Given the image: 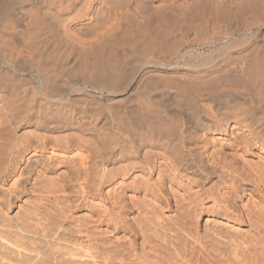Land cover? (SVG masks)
I'll return each instance as SVG.
<instances>
[{
    "label": "bare ground",
    "instance_id": "obj_1",
    "mask_svg": "<svg viewBox=\"0 0 264 264\" xmlns=\"http://www.w3.org/2000/svg\"><path fill=\"white\" fill-rule=\"evenodd\" d=\"M41 169L60 180L44 172V190L72 179L113 230L126 201L145 208L164 191L207 222L259 225L257 250L97 264H264V0H0V198L37 189ZM3 236L0 264L38 258Z\"/></svg>",
    "mask_w": 264,
    "mask_h": 264
},
{
    "label": "rangeland",
    "instance_id": "obj_2",
    "mask_svg": "<svg viewBox=\"0 0 264 264\" xmlns=\"http://www.w3.org/2000/svg\"><path fill=\"white\" fill-rule=\"evenodd\" d=\"M74 73L76 74L75 75L76 77L78 76L79 71H77V73L76 72ZM26 78L22 81H18L15 79L14 81L13 79L9 78L8 83L11 85L13 83L29 84L30 81L28 80L30 79L27 80ZM132 100L133 102L130 103ZM131 101L128 100L129 104L134 105L135 99H131ZM101 102L104 103L103 101ZM122 102H126V101H122ZM122 104L123 106H125L124 105L125 103H122ZM129 104L126 103V107L129 108V106H131ZM51 110L52 112L54 111V113L57 112V111L55 112L54 109H51ZM44 112L40 113L42 120H43L42 116L46 117V114ZM129 112H131V109ZM24 129L25 127L23 128L20 127L16 129L17 136L18 135L20 136V134L22 133V130L24 131ZM40 171H42V169ZM44 172L47 173L49 176H51L50 174H52V176L54 175L53 177L51 176L53 178L51 179L52 183L54 182V180H57L56 185L59 183L60 180L57 178L56 173L52 171L51 172L49 171V173L48 171H44ZM44 172L42 171V173ZM45 173L40 174L41 175L40 176L41 182L39 181L41 184L40 185L41 187L39 186L40 188L44 187L43 185H45V182H47L48 179H50L49 176H48V179L44 178L47 181L41 178V177H47V174L45 176ZM55 175H56V179L54 178ZM68 179L67 177L63 179L64 189H65V190L63 189V191H65L64 192L65 194L60 189L54 188L52 184H49V185L52 186L53 189L51 188L50 190L46 189L48 192L44 190L43 188H42V191L40 190L39 187H38L39 189L38 188L36 189V186L38 185L36 186L34 185L30 188L28 187V186H31L29 184L25 185V189L23 191L22 189L20 190L17 189V191L19 192L12 193V194L8 193V197H7V192H5L4 194L5 196H2L1 197L2 199L0 198V228H1L0 234H1V237L4 234H6V236H3V237L7 238L9 236L7 240L16 242L17 244L20 239L19 243L21 244L22 242L23 244V245L21 244L22 248L24 247L26 248L28 247L29 244H31L29 246L31 247L32 252L33 251L36 252L35 250L39 252V254H37L38 252H36L35 255H38L39 259L37 258V256L36 258L40 260L41 263L45 259L49 258L48 260L49 262L51 260V264H93V263L97 264V262L100 263V261L104 260V259L101 260V258L103 257L105 259L107 257V260H108V258L112 259V257L114 258V256H118V255L119 256L122 255L125 258L127 256L128 258L137 257L136 259H139L140 256L141 258H144V256L146 257V256H151V255L158 256V254L159 256L161 255L163 256L166 254L167 251L170 252L171 249L173 250V248H179V249L185 248L182 250L188 251L190 249L189 251L193 250L194 252L195 251L198 252L200 250V247H203L201 245H204V244L206 245V246L204 245V247H206V249L208 248V251L211 249L212 251H216L215 253H218V251L220 252L221 250H222L221 252H223V250L224 252H229V251L233 252L235 247H236L235 251L236 250L240 251L243 248L246 249L245 248L246 246L249 247L248 240H250L251 238L254 239L255 236L257 235L256 228L259 225L257 227L255 226L256 228H254L251 222L246 221L244 224L238 225L240 228L239 227L238 229L233 228L232 230V228L225 226V225L223 226V224L220 223L221 222L220 217H214L215 219H213L211 222L210 221L207 222L205 221L206 213L204 211H201L199 208H198L199 210L195 208V210L197 211L196 212L194 210V207L191 208V206H185L187 205V202H184L186 200V197L184 195L179 194V193L171 194L170 192H165V191L162 192L164 193L162 194L163 196L162 195L156 196V198L146 197V198H149L147 201H149L150 203L147 202L146 199L142 197L145 200V204L146 205L148 204L147 206L144 205L145 208L142 207V205L136 206V204L134 205L133 203H131V201L129 202V200L128 202L126 201L125 206L121 208V211H120L122 213L125 226H123L119 230H113L111 226L107 227L104 223H99V221L95 219L97 218V214H96L97 212L96 210H92L90 201L87 199L88 197L87 198L83 197L84 195H82L80 192H77L72 186V183H73L72 179L71 181ZM4 181H3L4 182L3 184L7 186V182H8L7 178H5ZM44 188H46V185ZM56 190L61 191L63 194H61V192L56 193ZM66 190H68V192ZM49 191H51V194L49 193ZM89 194L90 196H92L91 194H94V191H90ZM140 195L141 194H137V196H139L138 198H140ZM86 201L89 204H87ZM83 202L87 205H85ZM155 205L157 207H155ZM216 220L219 221V224L217 223ZM220 224L222 226H220ZM6 226H7V229H6ZM126 226L127 227L130 226V228H133V232L132 233L127 232ZM3 228H5L6 230H4ZM144 231H147L145 237H144L145 235ZM147 234L148 235L150 234L149 236H151L152 239L151 237L147 236ZM242 236H244L243 237L244 239H242ZM147 237H149V239H147ZM14 238H16L17 240L15 239L16 241H14ZM31 240L34 241L33 243L35 244V246H33L34 244L31 243L32 242ZM36 240H38L37 243H36ZM233 240H235V242H233ZM237 240H239V242ZM223 241H226L225 244L228 243L229 245L226 244V246L224 247L225 244L223 243ZM251 241L253 240H250V242ZM254 241L256 242V240ZM220 242L222 244H220ZM243 242H244L243 246L245 245L244 247L241 246ZM255 242L253 243L255 244ZM26 243H28V245ZM235 243H237L236 246H235ZM253 243L251 242L250 244H253ZM37 244H40L38 245L40 248L37 246ZM157 244L159 245L157 246ZM168 244H169V247H168ZM238 244L243 248H240ZM258 246L256 247V250L259 249L260 246L259 247ZM30 247H28L27 249L29 250ZM197 247L199 248L198 251L196 250L198 249ZM250 248L255 249V246L253 247L250 246L248 249ZM47 250L48 251L50 250L49 253L47 252L48 254L45 253ZM42 254H45V255L52 254V255H50L49 257H45V255L43 256ZM39 255H42L43 258L42 256L40 258ZM25 257H23V259L26 260ZM36 258L34 259L27 258L26 262L30 264V262L32 260H35ZM10 259L11 260L13 259L12 261H15L14 255ZM23 259H22V262L23 261L25 262V260ZM83 259L86 263L83 261ZM110 259L108 261H110ZM26 262L23 264H27ZM32 262L35 263L39 261H32ZM19 264H22V263H19Z\"/></svg>",
    "mask_w": 264,
    "mask_h": 264
}]
</instances>
